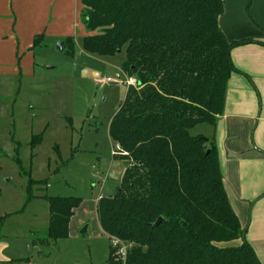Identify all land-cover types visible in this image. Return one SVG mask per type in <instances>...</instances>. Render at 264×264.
Here are the masks:
<instances>
[{"label":"trees","instance_id":"1","mask_svg":"<svg viewBox=\"0 0 264 264\" xmlns=\"http://www.w3.org/2000/svg\"><path fill=\"white\" fill-rule=\"evenodd\" d=\"M80 3L83 49L113 56L124 48L122 70L137 78L109 125L125 169L115 193L96 205L110 241L106 264H261L230 205L215 146L190 134L222 113L226 83L236 71L230 50L243 43H229L220 30L221 0ZM64 42L71 53L72 38L60 42L62 48ZM42 198L48 227L32 246L68 238L81 203L78 197ZM114 239L131 244L124 259Z\"/></svg>","mask_w":264,"mask_h":264},{"label":"rangeland","instance_id":"2","mask_svg":"<svg viewBox=\"0 0 264 264\" xmlns=\"http://www.w3.org/2000/svg\"><path fill=\"white\" fill-rule=\"evenodd\" d=\"M18 7L28 14L32 6L21 0ZM84 11L72 0L70 16L65 10L64 18L59 16L54 24L72 38L71 53L66 42L64 48L57 47L67 37L56 39L54 34L34 52L19 54L20 64L0 63V213H5L0 230L8 234L12 257L30 259L31 264H106L109 256L110 243L99 232L93 202L99 194H114L119 186L125 161L111 155L116 144L109 125L133 87L126 80L137 78L122 70L124 48L113 56L83 49ZM206 126L197 125L190 134ZM44 195L80 198L83 205L77 214L83 212L85 222L75 228L76 238L51 246L52 257L46 251L37 259L42 253L31 244L27 250L24 243L31 230L45 235Z\"/></svg>","mask_w":264,"mask_h":264},{"label":"crops","instance_id":"3","mask_svg":"<svg viewBox=\"0 0 264 264\" xmlns=\"http://www.w3.org/2000/svg\"><path fill=\"white\" fill-rule=\"evenodd\" d=\"M20 1L0 0V63L6 60V63L12 65L20 64L23 60L19 54L30 53V50L34 52L37 47L44 46L45 37L50 35L56 34V39L68 37L64 29L54 24L59 16L64 18L65 10L70 16L72 0H24V4L32 6L31 11L24 15L19 11ZM221 2L222 12L218 16L220 30L229 43H243L230 50V59L236 71L227 80L222 113L216 116L214 124H207L202 128L203 131H196L195 135L207 137L215 146L223 186L240 226L244 229L243 237L253 248L260 263L264 264V0ZM37 37L41 39L34 45ZM97 198L93 202L95 217ZM82 205L83 201L70 218L67 239L76 238L75 228L85 222L83 212L77 214ZM4 216L5 213H0V224ZM97 227L110 243L98 220ZM30 233L24 243L27 250L32 238L39 237L32 230ZM13 237L19 239L15 233ZM240 242L241 239L234 244ZM56 245L55 242L49 246L38 248L35 245L32 248L41 253L48 251L47 257L50 258L51 246ZM9 249L8 234L0 230V264L22 262L12 257ZM43 257L45 255L42 253L37 259ZM25 263L31 264L30 259Z\"/></svg>","mask_w":264,"mask_h":264},{"label":"built area","instance_id":"4","mask_svg":"<svg viewBox=\"0 0 264 264\" xmlns=\"http://www.w3.org/2000/svg\"><path fill=\"white\" fill-rule=\"evenodd\" d=\"M110 81H111V79H109V78L106 79V82H110ZM126 84H127V86H133V87H135L137 85V82H136V80L133 77H131V78H128V80H126ZM121 153L122 152H121V149H120L119 145L116 144L115 145V149H113L112 152H111V155L112 156H116V155H119ZM101 197L102 196L99 195L98 198H97V200H99ZM123 243L124 242H121V241H118V240H115V239L111 241V244L114 247H119L117 254H119L120 256H122V258L124 259L128 247L125 246V245H123Z\"/></svg>","mask_w":264,"mask_h":264},{"label":"water","instance_id":"5","mask_svg":"<svg viewBox=\"0 0 264 264\" xmlns=\"http://www.w3.org/2000/svg\"><path fill=\"white\" fill-rule=\"evenodd\" d=\"M57 47H58L59 49L62 48V46H61L60 43L57 44ZM162 220H163L162 218H158V219L156 220V222L154 223V226H157L160 222H162ZM86 230H87V226H85V227L83 228L82 233H84Z\"/></svg>","mask_w":264,"mask_h":264}]
</instances>
